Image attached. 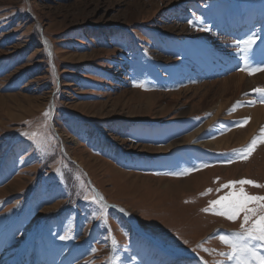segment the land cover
Returning <instances> with one entry per match:
<instances>
[{"label": "rangeland", "instance_id": "obj_1", "mask_svg": "<svg viewBox=\"0 0 264 264\" xmlns=\"http://www.w3.org/2000/svg\"><path fill=\"white\" fill-rule=\"evenodd\" d=\"M237 8L264 18V0H0V260L142 264L159 243L203 264H236L219 236L240 232L244 212L232 221L209 202L241 188L264 197V187L222 188L264 185V122L253 118L264 110L255 91L264 70L252 71L264 68L255 66L264 20L240 36ZM250 33L256 55L246 62L236 41ZM160 180L191 185L161 189ZM261 203H248V226ZM251 243L257 264L264 248Z\"/></svg>", "mask_w": 264, "mask_h": 264}, {"label": "snow or ice", "instance_id": "obj_2", "mask_svg": "<svg viewBox=\"0 0 264 264\" xmlns=\"http://www.w3.org/2000/svg\"><path fill=\"white\" fill-rule=\"evenodd\" d=\"M192 23V21H189ZM258 37L255 33H250L246 38L236 41V47L243 52L244 59L247 62L249 59L256 55V52L252 51V46L256 43ZM264 44V41H261ZM257 52L259 53L260 59L256 60V64H264V48L257 46ZM243 70V69H241ZM264 68H255L252 71H261ZM249 74H252L250 72ZM140 87L142 85L137 84ZM256 92L264 94V89H255ZM261 102H264L262 99ZM47 115V113H45ZM35 135V134H33ZM261 141L264 142V130H262V135L260 137ZM257 139L254 138L251 144L244 150L245 154L250 153L256 146ZM246 158V156H245ZM193 169H187L185 172L170 173L172 175H184L188 174ZM235 184H250L255 187H264V185L257 184L252 180H240V181H229L228 183L222 185V188H230ZM212 189H208L207 192H211ZM203 195V193H202ZM85 199H88L85 197ZM250 201H264V197L259 196H249L241 188L239 194L235 191L228 192L226 195L219 197L216 200H212L209 203L211 205H221L219 210H216L215 214L225 216L227 219L234 221L241 212H244L243 223L241 224V231L233 233L231 236L220 235L219 239L225 244L229 245L232 249L229 253H221V255H227L229 259H235L236 264H253V258L258 256L256 248L251 243L252 241H259L260 247L264 248V214L260 215L256 220H254L249 225V221L252 219V215L256 213L255 208H248L247 205ZM261 209H264V203L259 205ZM210 209L205 208L203 211H209ZM251 214V215H250ZM61 239L66 237L61 236ZM257 264H264V256H260L257 260Z\"/></svg>", "mask_w": 264, "mask_h": 264}, {"label": "bare ground", "instance_id": "obj_3", "mask_svg": "<svg viewBox=\"0 0 264 264\" xmlns=\"http://www.w3.org/2000/svg\"><path fill=\"white\" fill-rule=\"evenodd\" d=\"M206 52V51H205ZM212 53V52H211ZM217 54V53H216ZM213 59V58H212ZM228 59V58H227ZM225 65V64H224ZM236 75H239V77H236V78H233L231 81L234 83L233 85H238L239 84V89H240V86L243 85L244 83V79L245 77H247L245 74L243 73H239V74H236ZM227 80H224L223 82L219 83V85L221 87L217 88L219 90V92H222V93H225L226 90H229V85L226 86L227 84ZM224 85V86H223ZM210 86V85H209ZM212 86H214L212 84ZM209 89L211 90V92L213 91L214 88L212 87H209ZM223 95V94H222ZM255 112V115L253 116L254 118V123L256 121H259V124L263 123L264 122V110L263 108H260L258 107L257 109L254 110ZM258 124V123H257ZM246 125H244L242 128H244ZM214 142V141H213ZM200 143H202L203 145L205 146H218V142L216 143H206V141H200ZM200 177V176H198ZM146 182H148V180H145ZM159 184H158V188H161V189H169V188H172L173 190H180V189H187L190 185H191V181H188L187 183H166L164 180H160L158 181ZM157 184V183H156ZM129 214V213H128ZM133 216V215H132ZM131 216V217H132ZM130 217V218H131ZM133 218V217H132ZM136 226V225H135ZM4 232V231H3ZM2 235V234H1ZM3 236V235H2ZM160 248H162L164 251L166 250L165 248L159 246ZM160 252V251H159ZM158 253V252H157ZM156 253V258H159V261L157 262L158 264H188V261H191L193 262L192 260H190L189 258L191 257H186L185 258H182V257H169L167 258V255H166V252L165 253H161V254H158L157 255ZM7 254V253H6ZM194 261H199V257H192ZM189 259V260H187ZM6 263H9L7 262V260L5 259H1L0 260V264H6ZM194 264H197L196 262H194ZM202 264V263H201Z\"/></svg>", "mask_w": 264, "mask_h": 264}, {"label": "water", "instance_id": "obj_4", "mask_svg": "<svg viewBox=\"0 0 264 264\" xmlns=\"http://www.w3.org/2000/svg\"><path fill=\"white\" fill-rule=\"evenodd\" d=\"M42 41H43L45 49H46V51L48 53L51 65L54 66L53 50H52V47H51V43H50V41L48 40V38L44 34H42ZM52 108H53V106H52Z\"/></svg>", "mask_w": 264, "mask_h": 264}, {"label": "trees", "instance_id": "obj_5", "mask_svg": "<svg viewBox=\"0 0 264 264\" xmlns=\"http://www.w3.org/2000/svg\"><path fill=\"white\" fill-rule=\"evenodd\" d=\"M120 32H123V31H120ZM128 32V31H127ZM129 36L131 37V38H133V37H135V35L133 34V31L131 30H129ZM50 38V37H49ZM52 41V40H51ZM53 43V42H52ZM54 44V43H53ZM132 44H134V43H132ZM42 46V52H43V55L45 56V59L47 60L48 59V57H47V54H46V52H45V49H44V47H43V45H41ZM54 57H55V54H54Z\"/></svg>", "mask_w": 264, "mask_h": 264}]
</instances>
